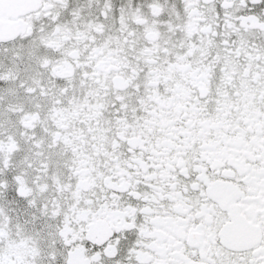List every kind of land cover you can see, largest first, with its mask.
<instances>
[{
    "label": "snow or ice",
    "instance_id": "6c2138e0",
    "mask_svg": "<svg viewBox=\"0 0 264 264\" xmlns=\"http://www.w3.org/2000/svg\"><path fill=\"white\" fill-rule=\"evenodd\" d=\"M0 264H264V0H0Z\"/></svg>",
    "mask_w": 264,
    "mask_h": 264
}]
</instances>
